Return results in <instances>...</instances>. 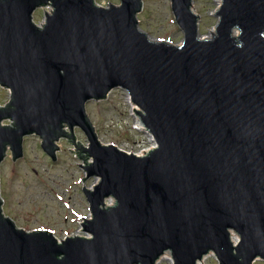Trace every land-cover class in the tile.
Wrapping results in <instances>:
<instances>
[{"label":"water","instance_id":"95a60500","mask_svg":"<svg viewBox=\"0 0 264 264\" xmlns=\"http://www.w3.org/2000/svg\"><path fill=\"white\" fill-rule=\"evenodd\" d=\"M170 6L178 45L139 28L141 0H0V164L8 150L21 158L32 135L55 162L63 138L84 162L83 185L99 178L82 189L91 238L19 228L0 196V264H156L167 252L171 264L264 260V0H221L210 39L192 0ZM115 89L155 139L142 156L102 144L87 116L86 103Z\"/></svg>","mask_w":264,"mask_h":264},{"label":"rangeland","instance_id":"374dc122","mask_svg":"<svg viewBox=\"0 0 264 264\" xmlns=\"http://www.w3.org/2000/svg\"><path fill=\"white\" fill-rule=\"evenodd\" d=\"M95 1L102 7L119 4V0ZM141 1L142 11L137 16L139 28L153 40L180 44L183 33L174 21L170 0ZM192 5L194 13L198 16L200 38L211 37L218 20L214 14L219 8L220 0H192ZM50 11L51 7L36 9L32 15L33 22L42 24L46 13ZM8 99L9 91L0 89V105L5 104ZM129 99L125 91L115 89L104 101L86 103L85 110L102 144H112L134 154L140 150H148L154 145L146 133L135 130L136 119ZM3 124L9 122L4 121ZM73 134L76 143L87 147L88 142L81 130L74 128ZM57 145L59 151L56 152L55 162L43 152L40 138L36 135L24 137L21 158L13 161L9 150L7 151L0 164L3 213L11 218L17 227L26 231L49 230L58 239L70 235L88 237L81 227L83 218L90 219L88 203L82 189L95 185L96 178H89L84 186L82 179L86 173L80 167L84 166V162L78 159L75 153L70 152H75V147L63 138ZM88 162L92 160L88 159ZM209 254L203 264H218L215 256ZM254 261V264H264L260 257ZM158 264H171V260L163 258Z\"/></svg>","mask_w":264,"mask_h":264},{"label":"bare ground","instance_id":"6f19581e","mask_svg":"<svg viewBox=\"0 0 264 264\" xmlns=\"http://www.w3.org/2000/svg\"><path fill=\"white\" fill-rule=\"evenodd\" d=\"M220 5H221V0H220ZM220 5H219V7H220ZM51 7V6H50ZM218 10V9H217ZM51 11H52V7H51ZM50 11V12H51ZM217 16H219V15H217ZM215 32H213L212 34H214ZM231 35H232V37H237L238 36V32L237 31H233L232 33H231ZM210 36H212V35H210ZM207 38V37H206ZM211 37H208V39H210ZM129 98H130V96H129ZM130 100V102H131V104H132V112L134 113L133 115L135 116V119H136V124L135 125H137V127H138V131H143L144 133H146L147 135H148V137H149V140H150V142H152V144L154 145L153 147H150L148 150H146V151H149V150H151V149H153L154 147H155V145H156V142H155V139H154V137L152 136V134L150 133V132H148V130L146 129L147 127L145 126V124H144V122H143V120H142V117L139 115V114H137V113H135V110L136 111H138L141 115L143 114V111H142V109H140L139 108V106L137 105V104H135V103H133L132 101H131V98L129 99ZM139 118H138V117ZM146 153V152H145ZM142 155H144V154H142ZM96 181H99V178H96ZM111 202V200H109L107 203H110ZM110 205H112V202L110 203ZM90 218V217H89ZM85 234H87L88 235V237H86V238H91L92 237V235L91 234H89V233H85ZM237 234L235 233L234 234V232L233 231H228V236H229V239H230V242H231V244L233 245V246H237L238 244L240 245L241 243H242V240H243V238L242 237H240L239 235H237ZM72 236H74V235H72ZM77 236H79V235H77ZM83 237V236H82ZM212 254V253H211ZM209 256H210V254H208ZM208 255H204V257L201 259V261L202 262H200V261H198L197 262V264H203L204 263V260H205V258L208 256ZM163 258H168V259H170V260H172V258H170V255L168 254V252L167 253H164L162 256H161V258L160 259H163ZM159 259V260H160ZM254 262L255 261H253V263L252 264H254ZM156 264H158V260L156 261Z\"/></svg>","mask_w":264,"mask_h":264},{"label":"built area","instance_id":"2783aa9c","mask_svg":"<svg viewBox=\"0 0 264 264\" xmlns=\"http://www.w3.org/2000/svg\"><path fill=\"white\" fill-rule=\"evenodd\" d=\"M143 151L147 152L146 150H140L139 153H134V154H136L137 156H142V154H144Z\"/></svg>","mask_w":264,"mask_h":264}]
</instances>
